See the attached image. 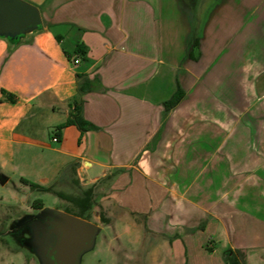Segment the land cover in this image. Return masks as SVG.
<instances>
[{"label": "crops", "instance_id": "crops-1", "mask_svg": "<svg viewBox=\"0 0 264 264\" xmlns=\"http://www.w3.org/2000/svg\"><path fill=\"white\" fill-rule=\"evenodd\" d=\"M24 1L41 30L0 37V264L42 262L43 193H90L146 264H264V0Z\"/></svg>", "mask_w": 264, "mask_h": 264}, {"label": "water", "instance_id": "water-1", "mask_svg": "<svg viewBox=\"0 0 264 264\" xmlns=\"http://www.w3.org/2000/svg\"><path fill=\"white\" fill-rule=\"evenodd\" d=\"M42 27L39 9L24 0H0V37L22 41ZM85 183V177L81 176ZM54 234L48 251L50 264H79L80 256L94 245L97 226L81 218L44 209L39 214ZM43 264L44 261L42 260Z\"/></svg>", "mask_w": 264, "mask_h": 264}, {"label": "rangeland", "instance_id": "rangeland-1", "mask_svg": "<svg viewBox=\"0 0 264 264\" xmlns=\"http://www.w3.org/2000/svg\"><path fill=\"white\" fill-rule=\"evenodd\" d=\"M1 192L2 189L0 191V195H2ZM38 197H40L39 199H42L47 209L57 212L75 215L82 210L80 206H77L69 201H62L51 193H43ZM91 205L92 209L89 212V220H96V218L101 217L104 218L101 207L97 203L96 199ZM30 225L33 230L34 227L32 228V224ZM136 241L137 240L134 236L128 237L122 234L119 236L114 224L107 226L105 229L96 234L93 247L80 256L79 264H146L144 259V250H149V246L153 245V242L151 238H148L146 241L143 239L140 242V245L139 243L135 245ZM135 247H139L137 249L138 254L137 256L135 255L136 261L132 260L128 253ZM26 261H28L26 262L28 264H43L37 255H34V257Z\"/></svg>", "mask_w": 264, "mask_h": 264}, {"label": "trees", "instance_id": "trees-1", "mask_svg": "<svg viewBox=\"0 0 264 264\" xmlns=\"http://www.w3.org/2000/svg\"><path fill=\"white\" fill-rule=\"evenodd\" d=\"M3 40H5L8 44V47H9V51H12L14 50L16 47H18L22 41H17V40H9V39H4V38H1ZM197 44V41L195 40L194 41V46H196ZM182 96H183V93L180 89H177V91L175 92V94L172 96V98L165 102L164 103V106L167 110L173 108L174 106H176L180 100L182 99ZM8 99L10 101H14V96L12 95H9L8 96ZM68 125H76L81 131H86L88 128L92 127L89 123L85 122L83 120V118L77 113V114H74L72 115L70 118L67 119V121L61 125L57 130H60L61 128H64ZM23 183L25 184H28L30 186L31 189L33 190H39V191H51L50 188H44V187H41L37 184H34V183H31V182H28L26 180H21ZM57 196L61 199H64L66 201H69V202H72L73 204H76L77 206H80L84 211H90L92 209V205L90 204V193L85 196V198L83 199H74V198H71V197H67V196H64L63 194L61 193H57ZM32 206L38 210L42 209V204L40 201H36L32 204ZM82 219H85V220H88L89 219V216H86V217H81ZM101 221L103 223L106 222V220H104V218L101 217ZM233 256H227L226 259H227V264H232L233 262Z\"/></svg>", "mask_w": 264, "mask_h": 264}, {"label": "flooded vegetation", "instance_id": "flooded-vegetation-1", "mask_svg": "<svg viewBox=\"0 0 264 264\" xmlns=\"http://www.w3.org/2000/svg\"><path fill=\"white\" fill-rule=\"evenodd\" d=\"M32 228L34 230L33 244L37 246L44 264H50L48 251L54 240V234L51 231V227L48 226L44 218L37 217L32 222Z\"/></svg>", "mask_w": 264, "mask_h": 264}, {"label": "built area", "instance_id": "built-area-1", "mask_svg": "<svg viewBox=\"0 0 264 264\" xmlns=\"http://www.w3.org/2000/svg\"><path fill=\"white\" fill-rule=\"evenodd\" d=\"M74 62L77 63L78 60H75ZM52 141H53V142H56L57 140H56V138H53Z\"/></svg>", "mask_w": 264, "mask_h": 264}]
</instances>
